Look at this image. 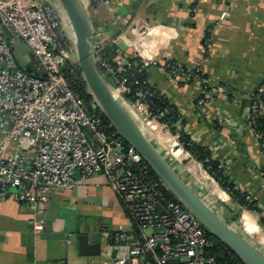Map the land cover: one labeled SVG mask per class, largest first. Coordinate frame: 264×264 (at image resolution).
Returning a JSON list of instances; mask_svg holds the SVG:
<instances>
[{"label": "crops", "instance_id": "obj_1", "mask_svg": "<svg viewBox=\"0 0 264 264\" xmlns=\"http://www.w3.org/2000/svg\"><path fill=\"white\" fill-rule=\"evenodd\" d=\"M83 7L92 44L113 45L159 65L174 60L200 66L211 86L224 88L199 105L196 80L182 81L156 65L146 72L175 104L192 139L214 158L228 160L227 175L263 210L264 147L249 113L251 97L264 81V0H114ZM226 10L229 17L220 21ZM146 135L187 184L264 253L261 212L237 203L171 130ZM77 177L75 186L55 190L40 204L42 212L14 198L0 200V264H112L106 234L131 230L134 223L104 174ZM40 219L44 229L37 232L34 222ZM79 228L95 232L101 253H80L71 234Z\"/></svg>", "mask_w": 264, "mask_h": 264}, {"label": "built area", "instance_id": "obj_2", "mask_svg": "<svg viewBox=\"0 0 264 264\" xmlns=\"http://www.w3.org/2000/svg\"><path fill=\"white\" fill-rule=\"evenodd\" d=\"M113 1L80 0L82 5ZM60 9L58 0H0V200L14 198L42 212L38 206L55 190L75 186L77 174L86 179L102 173L137 226L106 234L105 248L107 254L113 252L112 264H218L206 252L213 242L197 217L180 201L165 197L151 178L149 165L131 144L117 132L106 131L95 98L89 113L83 98L72 90L64 74L69 65L70 71L75 70L77 55ZM229 15L226 10L219 20ZM3 26L12 31L11 40ZM15 41L32 48L33 65L46 75L16 68L11 50ZM92 45L101 75L145 134L170 130L169 120H162L169 111H152L154 91L144 77L150 66H160L182 81L196 80L201 90L199 105L224 94L222 86L206 81L200 66L175 61L159 65L140 57L132 63L137 55ZM62 66H66L64 71ZM127 66L135 70L123 74ZM263 106L264 81L251 97L249 113L264 147V134L255 127ZM177 126L184 127L180 121ZM219 160L227 174L228 160ZM159 204L163 212L158 211ZM260 215L264 217V209ZM34 223L37 232L44 229L43 220Z\"/></svg>", "mask_w": 264, "mask_h": 264}, {"label": "water", "instance_id": "obj_3", "mask_svg": "<svg viewBox=\"0 0 264 264\" xmlns=\"http://www.w3.org/2000/svg\"><path fill=\"white\" fill-rule=\"evenodd\" d=\"M61 8L69 18L75 35L77 63L80 67L88 88L112 126L131 144L143 157L144 161L154 170L160 180L191 212L201 224L236 252L246 264H264V253L253 245L245 236L229 223L226 218L216 212L195 192L181 177L173 165L164 157L150 138L143 132L124 105L115 97L110 86L101 75L93 54L92 25L80 0H58ZM9 40L12 31L3 26ZM11 50L16 68L32 75H46L32 63V48L25 42L11 43ZM66 66L61 67L64 71ZM66 78L69 73L64 74ZM157 209L163 212L162 205ZM71 234L77 240L81 254L95 255L101 253L102 245L97 236L83 229H73ZM96 240V241H94Z\"/></svg>", "mask_w": 264, "mask_h": 264}, {"label": "trees", "instance_id": "obj_4", "mask_svg": "<svg viewBox=\"0 0 264 264\" xmlns=\"http://www.w3.org/2000/svg\"><path fill=\"white\" fill-rule=\"evenodd\" d=\"M112 49H116L115 46L107 45L106 47H104V50L107 52H111ZM138 59H139L138 56H133L131 62L133 63L135 60ZM170 61H174V60H170ZM134 70L135 69L129 68L127 66L122 73L129 74ZM67 72L70 74L68 77V81L72 90L76 94H78L81 98H83L85 102V106L87 107V111L90 113L93 110L92 101L94 97L88 88V85L84 79L80 67L77 65L74 71H70V65H69L67 68ZM144 77H147V73L144 74ZM151 89L154 91V95L152 97V102H153L152 111L154 113H159L160 111H164V110L169 111V113L166 114L165 117L162 118V120H166V119L169 120L170 130L174 134L175 133L179 134L178 139L180 144L184 147V149L189 151L194 158H196L204 165L205 169L219 182V184L231 195V197L237 203L247 208H250L254 211L261 212L262 210L259 208L258 203L256 201L250 200V198L247 197L246 193H243L239 188H237L236 184L225 173L223 168L220 167V160L213 157L212 151L208 147L196 143L192 139L191 135L184 128H180V129L178 128L177 126L178 121H180L181 124H183V121L181 120L180 112L178 111L175 104H173L164 93L157 90L152 84H151ZM98 111L102 115V122L106 131L117 132V134L121 137L117 129L111 125L109 120L100 111L99 108ZM255 127L260 133L264 134V116L261 115L258 118ZM125 142L126 144L129 145L127 141ZM148 169L151 178L155 182L159 183L160 190L163 192L165 197L174 202H179L176 196L168 188H166V186L162 184L159 176L154 172V170H152V168H150L149 166ZM124 206H126V204ZM125 209L127 214L130 216L131 220L134 223V228H136L137 226L134 220L132 219L127 206ZM237 218L238 217L236 215L233 217L235 221L237 220ZM261 221L262 224L264 225V217L261 218ZM112 233H114V231ZM207 234L213 243L210 247L206 248V252L209 255L214 256L218 264H246L244 260L236 252H234L230 247H228V245L225 244L222 240H220L217 236H215L213 233H211L208 230H207Z\"/></svg>", "mask_w": 264, "mask_h": 264}, {"label": "rangeland", "instance_id": "obj_5", "mask_svg": "<svg viewBox=\"0 0 264 264\" xmlns=\"http://www.w3.org/2000/svg\"><path fill=\"white\" fill-rule=\"evenodd\" d=\"M60 10H61V9H60ZM61 13H64L63 9L61 10ZM62 18H63V16H62ZM63 22H64V25L66 26V31H67V33H68L69 35H71V36H72V39L74 40L75 35L73 34L72 26H69V23H67V22L64 20V18H63ZM70 25H71V24H70Z\"/></svg>", "mask_w": 264, "mask_h": 264}, {"label": "bare ground", "instance_id": "obj_6", "mask_svg": "<svg viewBox=\"0 0 264 264\" xmlns=\"http://www.w3.org/2000/svg\"><path fill=\"white\" fill-rule=\"evenodd\" d=\"M62 16H63L64 20H65L67 23H69V26H71V25H70L69 18H68V16L66 15V13H65V12H64V13H62ZM72 31H73V30H72ZM73 34H74V32H73ZM74 40H75V38H74ZM113 93H114V95H115V97H116V98H118V97H119V95H118L117 91H114V90H113Z\"/></svg>", "mask_w": 264, "mask_h": 264}]
</instances>
